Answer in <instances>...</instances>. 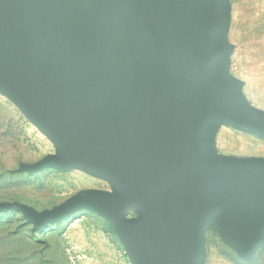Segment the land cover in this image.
<instances>
[{
  "label": "water",
  "instance_id": "1",
  "mask_svg": "<svg viewBox=\"0 0 264 264\" xmlns=\"http://www.w3.org/2000/svg\"><path fill=\"white\" fill-rule=\"evenodd\" d=\"M211 0H0V86L62 145L63 169L93 167L129 190L84 192L39 215L43 230L88 208L112 220L143 208L122 236L134 264H195L208 216L231 204L247 253L264 230V162L203 160L205 116L264 137V111L199 77L210 59Z\"/></svg>",
  "mask_w": 264,
  "mask_h": 264
},
{
  "label": "rangeland",
  "instance_id": "2",
  "mask_svg": "<svg viewBox=\"0 0 264 264\" xmlns=\"http://www.w3.org/2000/svg\"><path fill=\"white\" fill-rule=\"evenodd\" d=\"M205 39L211 57L202 63L200 79L230 86L264 111V0H211ZM198 155L210 162H264V137L205 116ZM52 157L66 158L62 145L0 86V205H22L43 215L84 192L129 195L104 169H63L48 162ZM231 209L226 204L208 216L195 264H264V230L245 253L226 226ZM145 213L137 208L112 220L82 208L37 230L22 213L0 211V264H134L122 228Z\"/></svg>",
  "mask_w": 264,
  "mask_h": 264
},
{
  "label": "bare ground",
  "instance_id": "3",
  "mask_svg": "<svg viewBox=\"0 0 264 264\" xmlns=\"http://www.w3.org/2000/svg\"><path fill=\"white\" fill-rule=\"evenodd\" d=\"M140 209V208H139Z\"/></svg>",
  "mask_w": 264,
  "mask_h": 264
}]
</instances>
